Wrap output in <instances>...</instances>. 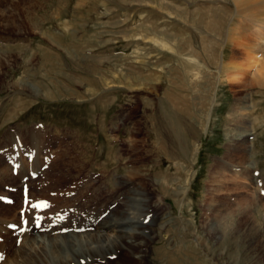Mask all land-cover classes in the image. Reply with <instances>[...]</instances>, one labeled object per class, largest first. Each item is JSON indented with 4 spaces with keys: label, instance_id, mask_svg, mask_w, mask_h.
<instances>
[{
    "label": "rangeland",
    "instance_id": "rangeland-1",
    "mask_svg": "<svg viewBox=\"0 0 264 264\" xmlns=\"http://www.w3.org/2000/svg\"><path fill=\"white\" fill-rule=\"evenodd\" d=\"M234 9L232 0H0V202L4 203L8 191L10 208L18 209V215L30 211L21 205L27 198L21 196L22 182L15 169L33 160L32 150L42 141L39 157L46 162L57 148L55 142L47 141L53 135H63L60 147L67 153L54 165L63 181L87 174L97 179L104 162L114 165L111 160L115 155L140 166L146 182L144 192L151 198L149 213L157 216L149 229L154 237L144 244V264H264V94L258 92L260 87L245 90L220 84L203 131L213 84L206 81L180 92L174 86L173 92L185 95L174 109L185 111L183 122L193 126L189 142L197 151L187 145L190 150L179 154L177 166L165 155L157 158L152 152L156 147L149 117L155 108L160 116L166 81L181 84L182 71L175 52L146 39L163 38L178 50L196 48L194 53L206 59L212 44L207 41L218 46L227 30H244L255 39L259 36L255 31L264 32L263 21L256 22V29H246L247 16ZM208 13L225 17L218 24L220 29L203 21ZM214 35L218 40L210 39ZM234 43L228 42L224 48L225 62L244 66L245 54L260 60L264 56L263 43L259 52L245 47L243 54L234 53ZM213 61L207 64L208 70L215 68ZM251 97L260 103L251 116L243 115V130L251 132V137L245 135L242 143L234 139L238 129L229 128L233 122L228 109L234 100L244 104ZM254 116L255 120L250 118ZM134 141L139 144L133 150ZM156 159L161 167L154 163ZM191 171L186 193L182 179ZM118 172L113 173L119 176ZM31 177H36V171ZM163 181L169 190L177 185L178 193L174 189L160 195ZM137 182L135 179L134 184ZM34 189L35 195L39 194L36 186ZM36 197L44 201L42 195ZM158 200L161 203L154 205ZM49 207L44 212L50 211ZM66 218L67 213L61 214L56 221ZM36 224L35 231L50 227L48 220L42 221L40 229H36L40 220ZM14 225H9L8 235L19 243L17 223ZM106 261L135 264L137 260L119 250Z\"/></svg>",
    "mask_w": 264,
    "mask_h": 264
},
{
    "label": "bare ground",
    "instance_id": "bare-ground-1",
    "mask_svg": "<svg viewBox=\"0 0 264 264\" xmlns=\"http://www.w3.org/2000/svg\"><path fill=\"white\" fill-rule=\"evenodd\" d=\"M232 4L235 8L234 12L236 14L241 13L247 16L248 22H246L248 24L246 29H254V25L257 21L264 22V0H232ZM208 11H210L209 13L211 14V8ZM209 13L207 16H203V21L206 22L209 27L220 29L221 27L218 26V24L224 22L225 17L222 15L219 17L209 16ZM222 26L224 25L222 24ZM241 31H238L237 33L232 30L225 31L224 38L218 42V46H216L214 42H211V40H208L207 42L212 44L210 45L211 49H209L210 55L206 56V59L203 58L205 55L202 57L194 53L196 48L194 50H192V48L191 50L187 48L188 50H186V47H184L182 50H178L176 47L167 43L163 38L150 37L146 39L151 40L161 49L166 48L175 52V55L173 56L177 59L176 61L181 67L180 71H182L181 84H177L175 81L172 82L170 79L169 82L166 81L167 85L164 88V96L162 97L159 107L160 116H156L157 110L155 108L149 117V120L154 124L153 137L156 147L152 152L157 158L161 155H165V158L172 163L174 162L175 165L179 154H184L181 152L188 148L187 145L191 146L189 137L194 134L191 122L188 124L183 122V112L185 111L181 109L180 112H177V109L175 108L176 111L174 109V106L177 105L180 100L182 102L183 99H185V95L177 94L174 90L177 96L175 97L173 92L174 86L180 92L184 89V91H186V87L191 90L192 87L202 86L206 81H210V83L213 84L209 98L208 112L206 113V120L202 125L203 131H206L211 119L212 106L216 100L217 88L220 84L228 83L233 87L234 85H237L238 87L245 88V90L249 86L252 87L258 85L260 87L258 92L264 94V56L260 60L254 56H248L245 54L247 62L245 63L246 65L243 64L244 66H242V63L240 65L234 64L233 62H225L223 52L228 42H235L234 46L236 49L234 50V53L238 54L246 52L244 51L245 47L249 48L250 51L259 52L262 48L261 44L263 43L264 45V32L255 31L259 35L255 39V37L246 36L244 30ZM231 32L233 33L231 34ZM212 37L210 39H213V41L218 38L215 35ZM205 49L207 50V48ZM262 49H264V47ZM232 57H234L233 54L231 55V58ZM210 60L215 64L213 71L208 70L210 67L209 65V67H207V64L211 62ZM209 71H211L212 74H209ZM211 80L213 81L211 82ZM249 95L250 94L248 93L247 96L250 97ZM246 100L247 99H245V101ZM259 103L258 100L253 99L252 97L249 103L239 104L236 100H234L232 104L230 103L231 105L228 109V115L231 117L233 123L232 127L229 128L234 130L238 129L239 131L236 134L237 137L234 139H240L243 143L244 136H250L251 132H247L246 128L243 130L245 127L242 126L244 120L243 115L247 112L245 116H251V113L255 111V108L259 106ZM250 118L255 120V116ZM176 122H178V124H176ZM232 131L233 130H231V132ZM150 134L152 136V133ZM112 136L114 137L113 139L122 141L120 137L115 135ZM65 137H63V135H53V138L50 141H47L48 144L55 142L57 148L50 152V157L46 159V162L39 157V151H42L44 148V141H42L43 144H40L41 146L35 144L32 150V153L34 152L35 154L33 160L28 165L19 163V167L15 169L18 178L17 180L22 182V187L24 185L27 189V193L25 195L23 194L22 198L27 197L28 201L21 205L26 206L24 210L29 207L31 209L30 211L27 209L29 212L19 211L20 215H18V209L10 208L8 197L11 198L12 196L6 191L7 193L3 196L5 197L4 203L0 202V238L2 237V239H0V264H109L107 261L105 262V260L109 261L110 259H113L115 253L119 250H123L128 255L136 258L137 261L135 264H144V244L151 241L154 237L153 234L151 235L149 233V229L157 222V216L156 214L149 213L150 210H148V208L151 206L149 207L148 199L150 197L147 192H144L143 184L145 185L146 182L144 181L145 176L141 171L140 166L132 164L130 162L132 161L131 159L121 161L120 157L115 155L111 160L114 162V165L104 162L98 171L99 177L97 179L96 176H92L93 174H87L85 177H74L71 180L66 179L63 181L60 179L61 174L58 171L55 172V164L58 163L56 161H58L57 159L59 156H64L65 153H67L65 148L62 150L60 147L63 143L62 141L65 140ZM68 137L69 136L67 135V138ZM126 137L127 140H129L131 136L127 134ZM60 138L61 140H59ZM71 138H73V136H71ZM70 141L71 140H69V142ZM72 141H76V138L74 137ZM138 144L139 143L136 141L132 142L131 148H133V150L137 149L136 146ZM192 149L197 151L195 145ZM137 152H139V150ZM59 160L62 161L61 159ZM154 163L157 166H160V159H156ZM111 167H113V169ZM26 168L27 173L24 172L26 171ZM34 171H36V179L31 177V174ZM112 171H119V176ZM39 173H41V175L38 178ZM5 174L7 176V173H4V175ZM167 174H163L162 177L166 178ZM185 176V178L182 179L184 180L182 182V185L184 184L183 189L190 183L193 171ZM135 179H138L136 185L134 184ZM163 182V184L160 182V189L158 190L160 195L166 196L167 193H171L170 191H173L177 186L176 185L173 190H169L165 186V181ZM28 183L30 184V188ZM34 186H36V190L39 192L37 195H35ZM167 186L172 185L167 182ZM188 191L189 190L187 189L186 193ZM175 192L178 193L176 189ZM38 195H42L44 201L37 198L36 196ZM175 197L179 196L175 195ZM156 202L157 204H154L156 206L161 203L160 200ZM32 203H35L38 207L33 206ZM39 205L50 206V211L47 213L44 212L46 206L40 207ZM65 213H67V218L61 222H57L56 220L59 216ZM6 215L7 218H5ZM34 218L36 220H34ZM37 220H40V226L36 229L41 228V225H43L42 221L44 220L50 222V227H45L46 229L43 230H33L37 227ZM69 221H71L72 224L66 225ZM11 223H17V237L20 238L19 243H16L17 241L15 242V240H10L8 234L11 232V229L9 228V224ZM163 224L161 223V225ZM187 229L190 230V228ZM1 233H5L6 236ZM154 252L156 251L154 250ZM156 254L158 256H167L165 252H157ZM167 260L169 261V258Z\"/></svg>",
    "mask_w": 264,
    "mask_h": 264
},
{
    "label": "snow or ice",
    "instance_id": "snow-or-ice-1",
    "mask_svg": "<svg viewBox=\"0 0 264 264\" xmlns=\"http://www.w3.org/2000/svg\"><path fill=\"white\" fill-rule=\"evenodd\" d=\"M40 207H44V206H46V205H39Z\"/></svg>",
    "mask_w": 264,
    "mask_h": 264
}]
</instances>
